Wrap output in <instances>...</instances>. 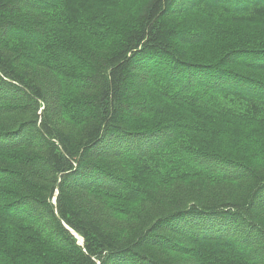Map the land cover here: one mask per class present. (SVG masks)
Returning <instances> with one entry per match:
<instances>
[{"label":"trees","instance_id":"16d2710c","mask_svg":"<svg viewBox=\"0 0 264 264\" xmlns=\"http://www.w3.org/2000/svg\"><path fill=\"white\" fill-rule=\"evenodd\" d=\"M0 264H264V0H0Z\"/></svg>","mask_w":264,"mask_h":264},{"label":"water","instance_id":"95a60500","mask_svg":"<svg viewBox=\"0 0 264 264\" xmlns=\"http://www.w3.org/2000/svg\"><path fill=\"white\" fill-rule=\"evenodd\" d=\"M74 233V232H73ZM75 234V233H74ZM75 236H77V238L79 239L80 243H82V239L77 235L75 234Z\"/></svg>","mask_w":264,"mask_h":264}]
</instances>
